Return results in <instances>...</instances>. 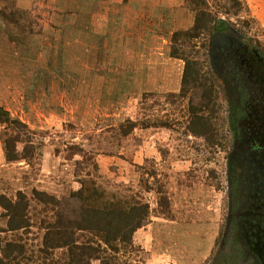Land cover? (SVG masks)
Returning a JSON list of instances; mask_svg holds the SVG:
<instances>
[{
  "label": "rangeland",
  "instance_id": "1",
  "mask_svg": "<svg viewBox=\"0 0 264 264\" xmlns=\"http://www.w3.org/2000/svg\"><path fill=\"white\" fill-rule=\"evenodd\" d=\"M219 1L208 0L213 12ZM240 1L242 19L220 12L218 21L264 52V0ZM13 4L30 13L37 34L28 41L39 47L20 54L0 21V106L28 124L43 145L33 165L8 164L0 126V194L44 190L67 199L62 205L72 215L79 204L70 194L80 188L86 172L80 163L88 154H97L104 179L140 192L145 171L133 165L158 166L174 221L153 216L134 235L135 250L126 258L134 264H214L227 208L229 103L220 91L218 128L226 149L184 135L188 107H198L203 94L184 87L185 63L170 56L173 34L194 25L187 0H7L0 10ZM128 119L140 126L130 139H117L112 130ZM144 121H168L173 129H146ZM144 198L157 208L156 192Z\"/></svg>",
  "mask_w": 264,
  "mask_h": 264
},
{
  "label": "trees",
  "instance_id": "2",
  "mask_svg": "<svg viewBox=\"0 0 264 264\" xmlns=\"http://www.w3.org/2000/svg\"><path fill=\"white\" fill-rule=\"evenodd\" d=\"M0 1L7 3V0ZM187 4L195 13L194 25L186 32L173 34L170 56L185 63L184 87L202 88L203 94L198 107L189 105L188 119L182 128L185 136L202 139L211 148L226 149L227 137L222 136L218 128L222 109L219 93L223 85L211 67H207L208 54H200L202 51L208 53V44L201 46L200 41L210 39L220 12L242 19L244 6L240 0H220L216 5L219 10L213 12L208 0H187ZM0 21H6L11 31L10 40L22 47L20 54H35L34 49L37 51L39 44L28 41V37L37 34L28 11L14 4L6 5L0 10ZM185 48H189V52ZM201 58L207 62L202 64ZM184 96L180 95L182 99ZM140 123L128 119L112 130L113 135L123 141L130 139ZM142 123L146 124V129L153 126L173 129L168 121ZM0 126L3 127L1 140L6 162L33 165L43 145L37 142L36 132L2 106ZM18 145L22 146L21 150ZM96 158L97 154L91 153L80 163L86 172L78 178L80 188L70 194L79 204L72 215L65 213L62 205L67 199H59L44 190L33 188L30 194L19 190L12 196L0 194V264H93L94 261L134 264L125 256L135 250L134 235L153 216L174 220L166 194L167 183L158 172L160 167L148 170L133 163L137 170L145 171L140 183L143 192H140L131 184L117 185L104 179ZM155 192L160 199L157 208L152 209L144 194Z\"/></svg>",
  "mask_w": 264,
  "mask_h": 264
},
{
  "label": "flooded vegetation",
  "instance_id": "3",
  "mask_svg": "<svg viewBox=\"0 0 264 264\" xmlns=\"http://www.w3.org/2000/svg\"><path fill=\"white\" fill-rule=\"evenodd\" d=\"M211 70L229 103L227 208L214 264H264V54L218 21L208 44Z\"/></svg>",
  "mask_w": 264,
  "mask_h": 264
},
{
  "label": "crops",
  "instance_id": "4",
  "mask_svg": "<svg viewBox=\"0 0 264 264\" xmlns=\"http://www.w3.org/2000/svg\"><path fill=\"white\" fill-rule=\"evenodd\" d=\"M174 221V220H173Z\"/></svg>",
  "mask_w": 264,
  "mask_h": 264
}]
</instances>
